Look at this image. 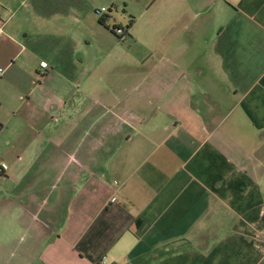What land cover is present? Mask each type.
Returning a JSON list of instances; mask_svg holds the SVG:
<instances>
[{"label":"crops","instance_id":"crops-1","mask_svg":"<svg viewBox=\"0 0 264 264\" xmlns=\"http://www.w3.org/2000/svg\"><path fill=\"white\" fill-rule=\"evenodd\" d=\"M0 19V207L38 245L0 264H264V0H0Z\"/></svg>","mask_w":264,"mask_h":264},{"label":"rangeland","instance_id":"rangeland-1","mask_svg":"<svg viewBox=\"0 0 264 264\" xmlns=\"http://www.w3.org/2000/svg\"><path fill=\"white\" fill-rule=\"evenodd\" d=\"M52 188V187H51ZM6 193V189L0 184V200L2 201ZM22 211H13L0 207V254L4 253V262L15 258L24 249L29 252H35L38 245L30 242L32 238V230H29L28 221L20 219L17 223L14 220L19 219Z\"/></svg>","mask_w":264,"mask_h":264},{"label":"built area","instance_id":"built-area-1","mask_svg":"<svg viewBox=\"0 0 264 264\" xmlns=\"http://www.w3.org/2000/svg\"><path fill=\"white\" fill-rule=\"evenodd\" d=\"M97 13L104 19L105 23L109 25L113 31L123 37L127 34L128 28L126 25L122 24L119 20L118 15L115 12L114 7L103 5L97 8ZM3 23V20L0 19V25ZM41 65L43 70H40V73L45 72V69L49 66V62L46 59L41 60ZM7 163L3 162L1 168H7ZM113 201L117 199V195H113L111 198ZM104 261L97 262L96 264H103Z\"/></svg>","mask_w":264,"mask_h":264},{"label":"trees","instance_id":"trees-1","mask_svg":"<svg viewBox=\"0 0 264 264\" xmlns=\"http://www.w3.org/2000/svg\"><path fill=\"white\" fill-rule=\"evenodd\" d=\"M101 21H102V22H105L103 18H101Z\"/></svg>","mask_w":264,"mask_h":264}]
</instances>
